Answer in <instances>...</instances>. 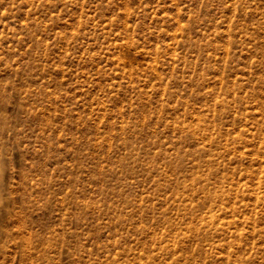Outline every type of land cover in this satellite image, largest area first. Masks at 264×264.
Wrapping results in <instances>:
<instances>
[{"label":"rangeland","instance_id":"rangeland-1","mask_svg":"<svg viewBox=\"0 0 264 264\" xmlns=\"http://www.w3.org/2000/svg\"><path fill=\"white\" fill-rule=\"evenodd\" d=\"M0 264H264V0H0Z\"/></svg>","mask_w":264,"mask_h":264}]
</instances>
